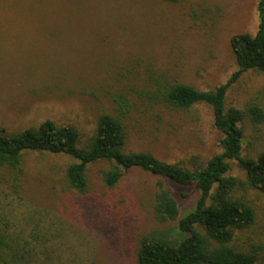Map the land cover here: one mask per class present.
Masks as SVG:
<instances>
[{
  "label": "rangeland",
  "instance_id": "374dc122",
  "mask_svg": "<svg viewBox=\"0 0 264 264\" xmlns=\"http://www.w3.org/2000/svg\"><path fill=\"white\" fill-rule=\"evenodd\" d=\"M261 0H0V133L50 120L74 126L83 140L109 114L126 133L124 152H149L194 170L221 152L212 110L166 105L165 87L184 83L209 91L238 67L235 34L254 35ZM264 110V73H244L227 106ZM242 156L264 152V123L247 117ZM68 156L28 152L18 171L0 168V229L12 249L7 264H136L144 237L180 240L177 222L157 220V183L171 188L181 216L198 199L185 187L135 169L117 187L100 169L87 172L80 194L65 177ZM231 175L245 177L237 162ZM258 223L236 245L264 239V195L243 193ZM186 195V197L184 196ZM4 264V263H0Z\"/></svg>",
  "mask_w": 264,
  "mask_h": 264
},
{
  "label": "trees",
  "instance_id": "16d2710c",
  "mask_svg": "<svg viewBox=\"0 0 264 264\" xmlns=\"http://www.w3.org/2000/svg\"><path fill=\"white\" fill-rule=\"evenodd\" d=\"M178 3L182 0H163ZM257 32L235 34L230 46L237 71L224 84L200 91L184 83H175L160 93L167 106L189 111L197 105L212 110L214 127L221 133V152L202 166L190 170L180 164L160 160L149 152H124L126 133L122 123L109 114L98 118L92 135L83 140L71 125L47 120L36 128L19 133H0V168L18 171L28 152L64 155L74 160L67 165L65 177L80 194L88 191L87 172L91 165L104 164L100 174L105 186L113 189L135 169L163 180L198 191L195 205L181 216L171 188L157 183L154 211L160 222H177L180 240L144 237L136 264H264V239L251 241L245 248L236 245L237 233L258 223L256 208L245 198L248 189L264 195V152L254 159L242 156L245 133L241 123L249 117L257 125L264 123V110L257 104L246 109L227 106L230 87L246 72L264 73V0L258 5ZM237 162L245 177L231 175V163ZM186 197V195H184ZM12 242L0 229V263Z\"/></svg>",
  "mask_w": 264,
  "mask_h": 264
}]
</instances>
